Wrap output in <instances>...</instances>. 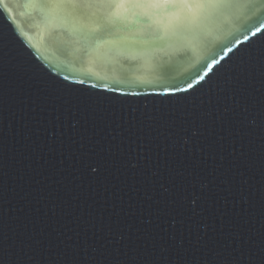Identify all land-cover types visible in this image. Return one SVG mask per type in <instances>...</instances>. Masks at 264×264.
Listing matches in <instances>:
<instances>
[{
    "label": "water",
    "instance_id": "water-1",
    "mask_svg": "<svg viewBox=\"0 0 264 264\" xmlns=\"http://www.w3.org/2000/svg\"><path fill=\"white\" fill-rule=\"evenodd\" d=\"M261 21L2 0L0 264H264Z\"/></svg>",
    "mask_w": 264,
    "mask_h": 264
},
{
    "label": "snow or ice",
    "instance_id": "snow-or-ice-1",
    "mask_svg": "<svg viewBox=\"0 0 264 264\" xmlns=\"http://www.w3.org/2000/svg\"><path fill=\"white\" fill-rule=\"evenodd\" d=\"M0 2H2V0H0ZM60 2L82 4V5H88V6L107 5L111 8L118 7L120 4L143 3V4L155 6L157 8H165V9L179 8L182 11L187 12L190 16H194V18H198L201 9H203L205 6H208V5H212V6L236 5L240 3H247L249 5L264 4V0H60ZM189 9H192V11H189ZM259 19H260V16L257 17L255 20H259ZM249 33L254 39L248 40V43L245 46H242L238 48L236 51H233L234 45H236L237 41L240 40V37H237L234 34L231 36V39H228L226 41V43L221 48L220 52L216 53V55L211 57V61L215 62L217 61V56H219L220 59L223 60V63H219L218 66L214 67V70L211 71L210 75L206 74L207 79L204 80L202 84H200V88H203L207 86L208 84H210L213 81V79L216 78L221 72H224L226 68L232 66L233 63L236 62L242 54H246L250 50H252L254 45L264 42V21H261L259 23V26L255 27L254 30L252 29L250 32H248V34L243 35V36L247 38ZM234 37L235 39L233 40ZM225 51L231 53V55H229L227 59H224V57L221 55V53ZM2 62L3 60L2 58H0V63ZM207 66H208V63L206 62V67ZM206 67L203 65V68H206ZM201 79H203V77H201ZM189 86L191 87L190 82H189ZM173 88L179 91L180 85L179 84L173 85ZM196 90L197 89H193V91H196ZM180 98L182 97H176V99H180ZM233 264H241V261L237 259L233 261Z\"/></svg>",
    "mask_w": 264,
    "mask_h": 264
}]
</instances>
